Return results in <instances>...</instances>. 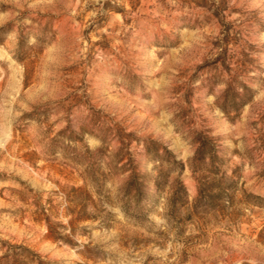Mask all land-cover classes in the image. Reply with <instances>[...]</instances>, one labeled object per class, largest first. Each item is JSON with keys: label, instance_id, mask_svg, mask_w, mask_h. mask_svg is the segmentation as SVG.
I'll return each mask as SVG.
<instances>
[{"label": "rangeland", "instance_id": "obj_1", "mask_svg": "<svg viewBox=\"0 0 264 264\" xmlns=\"http://www.w3.org/2000/svg\"><path fill=\"white\" fill-rule=\"evenodd\" d=\"M224 64L254 95L234 121ZM198 132L218 172L190 169ZM150 140L186 168L151 160ZM133 171L146 197L128 214ZM201 182L226 194L196 207ZM73 187L95 217L70 225ZM9 244L22 264H264V0H0V264H17Z\"/></svg>", "mask_w": 264, "mask_h": 264}, {"label": "trees", "instance_id": "obj_2", "mask_svg": "<svg viewBox=\"0 0 264 264\" xmlns=\"http://www.w3.org/2000/svg\"><path fill=\"white\" fill-rule=\"evenodd\" d=\"M226 52L227 51L224 50L221 53V57L226 55ZM224 69L229 73L230 76L226 80H221L222 83L225 84V88L222 90L221 94L216 97V104L228 119L234 121L235 117L240 114L242 108L253 100L254 95L251 94L250 88L244 82H240L236 75L231 74L232 68L229 65L224 64ZM193 142L197 143L198 146L195 150L194 155L189 161V167L192 172L197 173L198 171H201L203 164L206 163L207 160L211 165V170H213L214 172H218L220 167L216 166V164L220 163L222 159L217 154V146L214 143V138L208 136L203 132H198L197 135L193 138ZM145 149L146 152L150 154L151 160L153 161L164 160L171 163L175 162L178 165L179 172H182L186 168V163L177 160H171V158L174 156L171 150H169L165 146L160 145L154 140L148 141V143L145 145ZM161 149H164V151L161 152ZM202 178H204V175H201L199 177V181ZM166 183V175L163 171H160L155 179L156 188H158L160 191H163ZM146 187L145 174L133 171L129 175L128 179L125 181L122 187L123 199L125 200L123 208L125 209L126 213L130 214L129 209H131V202H134L136 205H140L141 201L146 197ZM215 187H218L219 190L215 191ZM197 191L198 193L195 197L194 205L196 207L201 203L212 205L220 201L223 195L226 194V190L224 187L220 185L215 186L213 182H211L210 184H206L205 182L199 183ZM85 194V190H83L82 188L73 187L65 196L67 201L66 214L70 216V225H74L83 220L95 217L92 214H88L87 212L89 203L94 204V200H92L90 197L87 198ZM187 195V188L182 182H179L174 193L168 199V203L172 208L176 209L177 205L183 206L187 203ZM137 213L140 214L141 212ZM45 215L49 236L55 241L62 240L64 242H69L68 238L57 230L56 226L58 224L52 223V221L50 220V216L47 214ZM61 225L62 227L66 228L65 224ZM17 249L29 251V249L25 246L9 244V249L4 253L3 257H15V262H17V264L24 263L25 260L20 258L23 253L17 252ZM39 264H43V262L40 261Z\"/></svg>", "mask_w": 264, "mask_h": 264}]
</instances>
